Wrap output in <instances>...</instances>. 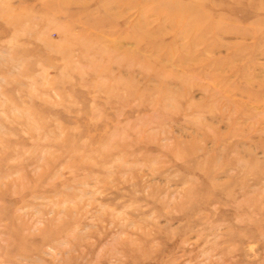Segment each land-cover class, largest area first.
<instances>
[{
	"label": "rangeland",
	"instance_id": "rangeland-1",
	"mask_svg": "<svg viewBox=\"0 0 264 264\" xmlns=\"http://www.w3.org/2000/svg\"><path fill=\"white\" fill-rule=\"evenodd\" d=\"M0 264H264V0H0Z\"/></svg>",
	"mask_w": 264,
	"mask_h": 264
}]
</instances>
